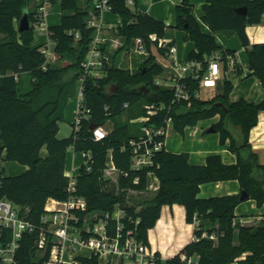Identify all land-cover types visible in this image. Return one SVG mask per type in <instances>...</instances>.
<instances>
[{
  "label": "trees",
  "instance_id": "1",
  "mask_svg": "<svg viewBox=\"0 0 264 264\" xmlns=\"http://www.w3.org/2000/svg\"><path fill=\"white\" fill-rule=\"evenodd\" d=\"M33 1L0 0V151L5 150L2 160L28 166L13 176L6 175L0 167V199L10 201L20 217L39 225L47 213L46 201L68 196L69 178L64 169L66 150L73 147L74 151L91 155L90 169L87 171L83 164L78 169L76 194L85 198L88 211L112 210L116 205L124 208V231L137 239L148 244L147 232L159 218L163 205L184 206L186 222L195 224L194 238L164 264H187L180 259L181 254L195 258L198 264H264V218L258 224H241L235 215V208L242 201L252 199L257 207L264 204V164L248 142L250 129L257 123L259 112L264 111V99H230L231 79L245 76L244 70L236 60V51L224 49L214 37L216 32L236 34L246 49L250 74L258 78L264 90V42L251 44L246 34V26L261 22L264 0H203L201 21L210 33L201 30L187 0L177 6L175 27L183 30L185 38L194 44L187 60L198 61L202 66L197 77L182 80L190 94L187 101L175 100L174 89L157 83L163 67L154 61L152 47L162 54L164 50L157 48L148 35L163 37L167 28L163 21L133 9L125 0H109L111 12L120 17L114 31L124 42V49L129 51L133 40L142 38L148 56L132 72L125 65L116 64L113 53L100 75H93L82 66L94 31L87 23L89 2L85 0L87 6L82 7L79 0H58L60 21L47 26L58 59L48 62L40 50L43 44L32 45L38 7L30 5ZM239 7L246 8L244 15L236 11ZM24 12L30 27L19 32L16 24ZM217 53L226 72L222 87L210 99L196 97L207 71L206 60ZM62 61L66 63L61 64ZM22 75L28 77L26 86ZM78 80H82L83 103L90 110L88 119L82 120L77 130L73 123L71 134L60 138L59 123ZM150 104L160 107L157 113L147 122L135 121L146 114L145 105ZM215 115L219 119L211 127L219 133V144H227L235 154V163L226 164L219 154H211L203 164H191L187 152L173 153L163 147L154 153L151 166L131 169L128 142L141 135L142 125H165L170 119L173 131L183 134L185 127ZM107 122L112 124L107 134L94 140L90 124L105 126ZM109 151L115 167L129 172L128 177H119L117 185L107 184L102 177ZM149 172L158 180L154 193L146 189ZM135 177L139 178L137 183H133ZM231 180L238 182V193L199 196L202 184ZM242 190L248 194L247 199H240ZM128 191L136 195L128 196ZM204 233H215L217 241L203 237ZM36 236V232L25 233L20 240V264H43L48 251L44 258L39 257ZM8 237V230H0V242ZM78 260L80 264H99L96 254Z\"/></svg>",
  "mask_w": 264,
  "mask_h": 264
},
{
  "label": "built area",
  "instance_id": "2",
  "mask_svg": "<svg viewBox=\"0 0 264 264\" xmlns=\"http://www.w3.org/2000/svg\"><path fill=\"white\" fill-rule=\"evenodd\" d=\"M91 5L88 11L87 23L93 27L92 39L90 47L82 66L86 71H98L105 63L111 61V55L117 49V45H104V38L96 35L100 32L102 22L99 15L102 11H111L109 0H86ZM130 7L134 6V0H125ZM50 0H42L38 3L36 18L34 24L35 29L41 33L48 35L47 27L44 19L48 11ZM78 38V33L75 34ZM148 38L156 43L157 48L164 50V55L170 59L171 76L170 85H164L157 81L158 84L174 89L175 100L187 101L190 97L186 86L182 80L189 76L197 77L198 71L201 70V63L195 60L177 61L173 58L176 47L166 37H157L152 33ZM131 51H135L141 55H147L142 38H135L131 45ZM41 52L48 62H55L58 55L53 51V47L49 46V42L43 44ZM207 71L200 80V86L216 87L220 78V65L218 55H213L207 60ZM140 61L139 64H141ZM78 94L76 112L74 116V129L77 130L82 120L88 119L89 108L83 103L82 80ZM196 97H200V92H195ZM124 106H127L126 104ZM146 114L135 121L147 122L149 118L155 115L160 109L154 104L145 105ZM172 129L170 119L165 121V125H142L141 135L138 138L131 139L128 147L132 153L131 169L139 170L153 164L152 157L156 151L164 147V139L169 130ZM94 140L102 139L107 130L103 125H96L91 130ZM73 148V147H72ZM83 155L82 164L88 171L90 169L91 155L87 152H81ZM81 164V165H82ZM80 165V166H81ZM79 166V168H80ZM78 168V169H79ZM76 168L72 166L69 172L68 185L66 191L68 196L66 199H53L50 208L47 207L49 200L46 201L45 213L39 225L19 216L18 209L14 204L5 199H0V230H8L9 237L7 240L0 242V264H20L17 260V252L20 247V240L25 233H37L35 244L40 258H44L48 251L47 257L43 264H80L75 251L79 247H85L91 251V254H107L109 257H116L118 262L123 264H164L161 256L150 246L137 239L134 235L124 231V220L126 219V211L119 205L112 210H94L88 211L87 202L84 197L76 194ZM78 172V171H77ZM152 173V172H149ZM148 173V174H149ZM128 171H120L115 167L110 151L107 154L105 167L102 171L104 180H113L118 184L120 176L128 177ZM148 178V175H147ZM138 177H135L133 183H137ZM146 189L147 186H146ZM195 227V224H194ZM212 241H217L215 233L203 234ZM180 259L187 264H198L195 258H189L185 254L180 255ZM237 264V262H236Z\"/></svg>",
  "mask_w": 264,
  "mask_h": 264
},
{
  "label": "crops",
  "instance_id": "3",
  "mask_svg": "<svg viewBox=\"0 0 264 264\" xmlns=\"http://www.w3.org/2000/svg\"><path fill=\"white\" fill-rule=\"evenodd\" d=\"M41 1L42 0H39L38 2L40 3ZM187 1L192 5L193 15L199 21L201 30L205 33H210L211 30L209 29V27L201 21V17L203 15V0ZM181 2L182 0H134V6L132 7L135 10L147 13L154 18L163 21L167 25L164 37L168 38L171 41V44L176 47V52L173 58H175L177 61L187 60L188 53L194 49L193 42L185 38L184 31L175 27L177 23V17L179 15L177 6ZM50 4H58L60 9L58 0H56V2H51ZM99 18L102 22V27L100 29V32H97L96 35L105 39L104 45L106 47L110 46L111 44H119L122 39L118 35H116L114 31L115 27L120 23L119 15L112 13L111 11H102L99 13ZM47 26L50 25L47 24ZM39 33L40 35H42L39 37H43L42 40H38V42L36 43L32 42V45H37L38 43L41 44V41L44 42L46 40H49V37L46 33ZM246 34L251 44L264 42V15L260 23L246 26ZM214 37L217 44L222 46L224 49H233L236 51V60L241 64L244 70L245 76H233L231 79L233 87L230 92V99L236 101L240 98H244L254 102L263 100L264 90L261 82L254 75L250 74V71L248 69V56L246 49L242 46L236 34L231 32H216L214 33ZM129 51L124 50L119 54H116L117 52H115L114 62L120 64L124 63V65H126V67H128L133 72L139 67L140 61H143L145 58H147V55H142L144 56V59L132 58L131 63V49ZM152 54L155 56L154 61L159 63L163 67V74L158 78V81L160 83H163L164 85H170V59L167 58V56H165L164 54L157 51L155 47H152ZM215 55L219 54L217 53ZM124 57L126 58L125 60H123ZM229 60L231 65V59ZM219 65L220 78L217 81V84L221 83L222 78L226 73L223 70V63L220 59ZM213 88L215 90L211 91L210 98L219 91L217 90V85ZM218 119V115L210 118V124L202 127L201 131L196 136V146L193 149L184 150V152L188 153L189 162L191 164H203L206 157L211 154H219L222 161L226 164H233L236 162V156L227 148V144L225 146H221L219 144V133H216L215 131L208 132V129L212 126V124L217 122ZM236 137H240L239 132L236 133ZM248 142L250 144L251 150L256 153L259 162L261 164H264V111L259 112L257 123L250 129L248 134ZM164 147L166 149L165 144ZM43 150L44 148L42 149V155H45L43 154ZM178 152L179 151H177L176 153ZM196 154H199L200 156H195ZM4 155L5 150L2 152L0 151V161H2ZM17 164L20 163H15V161H2L0 167H3L5 174L9 176L18 175L28 168V166L26 165ZM66 165L67 163L65 161L64 173L68 175L72 167L69 169L66 168ZM147 188L148 192L151 193H154L158 189V180L154 173L148 174ZM239 190V184L235 180L216 183H204L200 187L199 196L208 197L233 194L238 193ZM249 200L252 199H248L245 201ZM242 203L243 201L235 208L236 219L241 224H249L244 222V219L248 217L243 216L241 213L237 212V208ZM50 204H52L51 200H49L47 206L50 207ZM259 209H262L263 211L257 212L254 215L264 218V204ZM254 215L251 217H254ZM193 230L194 224H188L186 222L184 206L180 204L163 205L161 207L159 218L156 220L154 226L148 230V232L150 231V234L148 233V245L159 255H161L160 252H163L165 255H167V258H170L177 254L188 242L192 241V239L194 238Z\"/></svg>",
  "mask_w": 264,
  "mask_h": 264
},
{
  "label": "rangeland",
  "instance_id": "4",
  "mask_svg": "<svg viewBox=\"0 0 264 264\" xmlns=\"http://www.w3.org/2000/svg\"><path fill=\"white\" fill-rule=\"evenodd\" d=\"M38 1L39 0H34L30 5H33V4L38 5V3H39ZM79 2H80L82 7L87 6L85 0H79ZM54 8H55V10H54ZM60 17H61V14H60L59 5L58 4H52V5L49 4L48 5V11H47V13L45 15V19H44L45 25L47 26V24H49V25L58 24L60 21ZM16 28H17V24H16ZM43 34H45V33H43ZM1 36L2 35L0 34V37ZM39 36H42V35H40L38 29H35L34 30L33 43L38 42V40L39 41L42 40L43 37H39ZM48 41H49V46L52 48L53 43L50 40H46L44 42L41 41L40 43L46 44ZM120 43L117 45V49H115L113 53L117 52L116 54H119L120 52L125 50L123 47L124 42L121 40ZM181 43H182V40H181ZM130 56H131L130 57L131 63H132V58L133 59L134 58L144 59V56L139 55L135 51H131ZM125 59L126 58L124 57L123 60H125ZM65 63H66V61L61 62V64H65ZM116 64H120V63H116ZM122 65H124V63ZM92 74L96 75L97 71H93ZM98 74L100 75V71H98ZM21 80H22V83L24 84V86H26L28 83L27 75H22ZM80 86H81V81L78 80L76 82V85H75V94L67 102L65 112H64V118L59 123L58 137H60V138L68 137L71 134L72 124L74 123V116H75V112H76V106H77V100H78V94H79ZM212 90H215V89L213 87H206V86L201 85L200 90H199L200 98L210 99V96H211L210 93ZM122 119H123V117L118 118L117 120H122ZM210 122H211L210 118L200 120V121H198V123L195 126L185 127L183 134H180L178 132H174L173 129L171 130V128H169V130L165 136V139H164V144L166 146V149L168 151L174 152V153H176L177 151L182 152V150H183V152H184V150L193 149L196 146V136L201 131V128L207 126L208 124H210ZM111 125H112L111 122H107V124L105 125V129L106 130L110 129ZM216 133H218V132H216ZM45 153H46V151L44 149L43 154H45ZM195 156H200V155L196 154ZM2 161H4V160H2ZM2 161H0V164ZM82 162H83V155L81 152L74 151L72 147L67 148V150H66V163H67L66 168L70 169L72 166H74L76 168V171L74 172V174H76L78 171V168L82 164ZM17 165H20V164H17ZM150 178H151V176H150ZM105 181L107 182V184H115V182L113 180H105ZM209 192H211V191H209ZM135 195H136L135 192L128 191V196H135ZM259 208L260 207H257L253 200L243 201V203L237 208V212L241 213L243 216L248 217V218L244 219V222L249 223V224L250 223L258 224L259 222H262V220H263V218H261V216L254 215L257 212L263 211L262 209H259ZM253 215H254V217H251ZM148 233L150 234V231L147 232V237H148ZM75 253L79 257H89L91 255V251L85 247H79L75 251ZM160 254H161L160 256L162 258V261L164 263V261L167 259V255H165L163 252H160ZM117 262H118V259L116 257H109L107 254H100L99 255V264H107V263L115 264ZM231 264H236V262H233Z\"/></svg>",
  "mask_w": 264,
  "mask_h": 264
},
{
  "label": "water",
  "instance_id": "5",
  "mask_svg": "<svg viewBox=\"0 0 264 264\" xmlns=\"http://www.w3.org/2000/svg\"><path fill=\"white\" fill-rule=\"evenodd\" d=\"M236 11L238 13L244 15L245 12H246V8L245 7H239V8L236 9ZM29 27H30V22H29V19H28V14H27V12H24L22 14V16L20 17L19 21H18L17 29H18L19 32H22V31L27 30ZM221 87H222L221 83H218L217 84V90H220ZM112 89L114 91L116 89V86H113ZM95 126H96L95 123H91L90 126H89L90 130L94 129ZM212 131H214V129L212 127H210L208 129V132H212ZM247 198H248V194L244 190H242L241 193H240V199L244 200V199H247Z\"/></svg>",
  "mask_w": 264,
  "mask_h": 264
},
{
  "label": "bare ground",
  "instance_id": "6",
  "mask_svg": "<svg viewBox=\"0 0 264 264\" xmlns=\"http://www.w3.org/2000/svg\"><path fill=\"white\" fill-rule=\"evenodd\" d=\"M48 207V206H47ZM48 208H50V207H48Z\"/></svg>",
  "mask_w": 264,
  "mask_h": 264
}]
</instances>
